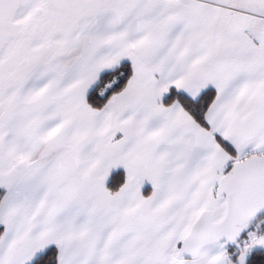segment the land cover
I'll return each instance as SVG.
<instances>
[{
    "label": "snow or ice",
    "instance_id": "snow-or-ice-1",
    "mask_svg": "<svg viewBox=\"0 0 264 264\" xmlns=\"http://www.w3.org/2000/svg\"><path fill=\"white\" fill-rule=\"evenodd\" d=\"M0 264H264V0H0Z\"/></svg>",
    "mask_w": 264,
    "mask_h": 264
}]
</instances>
